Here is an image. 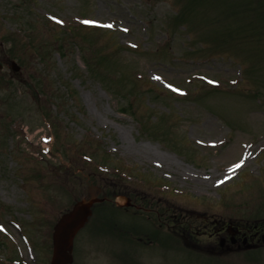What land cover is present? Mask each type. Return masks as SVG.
<instances>
[{
	"label": "rangeland",
	"instance_id": "obj_1",
	"mask_svg": "<svg viewBox=\"0 0 264 264\" xmlns=\"http://www.w3.org/2000/svg\"><path fill=\"white\" fill-rule=\"evenodd\" d=\"M102 195L264 221V0H0V264H49L51 225ZM98 208L72 264H264Z\"/></svg>",
	"mask_w": 264,
	"mask_h": 264
},
{
	"label": "flooded vegetation",
	"instance_id": "obj_2",
	"mask_svg": "<svg viewBox=\"0 0 264 264\" xmlns=\"http://www.w3.org/2000/svg\"><path fill=\"white\" fill-rule=\"evenodd\" d=\"M100 205L110 206L116 210L131 209V215L135 218L141 214L148 215L145 220L148 222L152 218V223L156 225L155 236L159 233H172L178 242L188 251L197 255L220 256L224 254L259 251L264 248V223L252 224L248 221H235L231 218L218 219L216 217L200 218L198 222H185L181 215V209L178 208L176 213L170 215V207L168 203L147 201L129 202V207L121 208L116 206L114 202H100ZM176 215V216H175ZM151 217V218H150ZM145 237V241L138 237L136 229V241L141 244H150L148 235L144 232L141 234ZM150 235V234H149Z\"/></svg>",
	"mask_w": 264,
	"mask_h": 264
},
{
	"label": "water",
	"instance_id": "obj_3",
	"mask_svg": "<svg viewBox=\"0 0 264 264\" xmlns=\"http://www.w3.org/2000/svg\"><path fill=\"white\" fill-rule=\"evenodd\" d=\"M11 68L14 72L19 70L15 63H11ZM95 201L90 199L77 202L69 212L58 219L52 233L50 264H71L74 237L89 218L90 207Z\"/></svg>",
	"mask_w": 264,
	"mask_h": 264
},
{
	"label": "trees",
	"instance_id": "obj_4",
	"mask_svg": "<svg viewBox=\"0 0 264 264\" xmlns=\"http://www.w3.org/2000/svg\"><path fill=\"white\" fill-rule=\"evenodd\" d=\"M182 17H183V14H182V12H180L179 14H176L174 21H175V22H180L181 19H182ZM223 53H225V52H223ZM46 117H47V115H46ZM47 118H48V117H47ZM95 159H96V158H95ZM96 160H97V161H96L97 164H98V163H101V161H99V160H103V161L105 162L104 164H106L107 166H109V164L106 163L108 160H107L106 158H104L103 156L98 157Z\"/></svg>",
	"mask_w": 264,
	"mask_h": 264
},
{
	"label": "snow or ice",
	"instance_id": "obj_5",
	"mask_svg": "<svg viewBox=\"0 0 264 264\" xmlns=\"http://www.w3.org/2000/svg\"><path fill=\"white\" fill-rule=\"evenodd\" d=\"M53 19H56L55 17H53ZM60 23H63V21H59ZM84 23L86 24H95L97 23L96 21H84ZM112 25H108V27H111ZM125 31H127V29H125ZM156 79H160V77H156ZM169 87H172V85H169ZM176 91H180V89H175ZM242 163V162H241ZM241 163L235 164L233 165V168H230L229 170L232 171L234 168H238L241 166Z\"/></svg>",
	"mask_w": 264,
	"mask_h": 264
},
{
	"label": "bare ground",
	"instance_id": "obj_6",
	"mask_svg": "<svg viewBox=\"0 0 264 264\" xmlns=\"http://www.w3.org/2000/svg\"><path fill=\"white\" fill-rule=\"evenodd\" d=\"M241 151V150H240ZM241 153V152H240Z\"/></svg>",
	"mask_w": 264,
	"mask_h": 264
}]
</instances>
